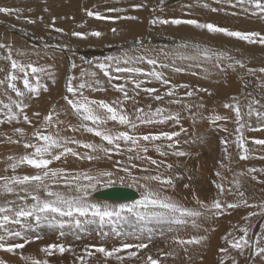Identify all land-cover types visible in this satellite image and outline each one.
I'll list each match as a JSON object with an SVG mask.
<instances>
[{"label": "bare ground", "instance_id": "obj_1", "mask_svg": "<svg viewBox=\"0 0 264 264\" xmlns=\"http://www.w3.org/2000/svg\"><path fill=\"white\" fill-rule=\"evenodd\" d=\"M205 3L209 7H204ZM136 5H141V7H135ZM0 7L21 10L18 14L19 19H17L16 14L6 15L0 13V43L11 46L12 58L24 65L29 63L37 67L52 65L51 70L56 73L55 84L46 75L40 77L39 82L47 85V92L41 89L39 96L31 99L24 98L25 103L29 104L25 112L32 120V124L23 123V117L20 118L19 123L13 121L11 124H0V177L35 174L36 170L28 165H20L15 171L9 167L12 161H9L8 157L15 156L18 158L33 150H26L23 147V142H9L8 137H12L13 140L19 139L18 135L14 134L16 127H23L31 136L34 126L39 127L40 121L53 108V126L41 128L42 132L48 134L59 131L61 136L74 137L84 142L104 143L107 146L106 142H102L99 137H95L93 134L84 131L72 132L67 129L69 123L76 124V118L71 114L62 98L66 94L65 84L69 74L77 77L74 84H78L81 79L87 81L98 79L101 82L96 86L98 90H84V94L91 99L111 103L113 100L122 98V94L113 87L116 84H125L129 96H134L132 80H143V87L157 88L162 95L166 89L151 77L131 73H116L113 70L112 75L119 76L120 79L109 81L102 72L93 66L98 59L103 60L107 56L123 57L127 53V55L133 57L144 55L155 58L158 61L155 70L162 72L164 77L173 84H188L190 89L204 88L212 93V95H208L205 92H197L194 96L187 97L184 93L189 89H179L175 99L181 100V103L171 104L168 103V100L172 98L165 97L162 101H155L143 91H140V95L136 97L139 104L134 105L132 100L125 102L124 107L130 114L134 112L135 107L145 108L147 111V105L151 104L153 109L156 107L166 109L165 115L178 113L180 116L179 123L169 120L163 124L141 125L137 130L138 134L161 131L179 132L181 127L187 129L186 133H181L179 137L174 138V140L179 141L174 149L167 148L168 142L166 141L155 142L161 144L163 151L169 153L166 156H160L153 147H149L146 155L164 162L159 168L137 160L135 162L142 167H147L148 172L137 170H134V172L137 175L160 173L165 178L173 177L176 184L175 190L168 189L167 194L188 207L196 206L192 196L193 190L196 196L205 202H210L216 198L219 192L216 183L223 184L225 189H233L231 195L225 192L224 195L220 196L222 201L232 202L239 199L236 195L234 183L237 179L241 184L240 190L244 191L245 198L250 205H258L264 201V183L261 182L264 181V172L259 171L264 169V146L254 143L255 140H264V120L258 121L255 114L250 118L246 115V105L253 97L264 104V87H260L261 84H264V73L258 71L254 75L248 73L249 68L259 69L264 67V46L259 44L249 45L246 42L219 35L212 36L187 25L177 27L157 24L153 26L149 23L153 18L196 19L200 22H211L231 30L255 31L264 34V16L245 14L240 8H232L228 5L223 6V11L213 12L211 8H221V5L214 3L213 0H0ZM45 8H47V11H45ZM110 8H121L123 11L109 12L108 9ZM30 9L31 11H29ZM86 10L98 11L103 16L111 19L97 20L95 17L87 16ZM232 13H236V15ZM131 16L137 17V19L119 18ZM40 17L43 18L42 21L39 19ZM53 17L56 18L55 28H62L63 33L56 32L53 27H46V25H51ZM29 19L35 20L36 23H27ZM112 28H116L118 34L114 35L111 32ZM73 31L85 34L100 31L104 35L100 38L89 35L86 39H80L71 35ZM137 41H143V47H140ZM181 41H188L192 44L199 43L214 50L226 51L235 59L241 60L246 67L240 68L239 65H236L235 70H233L228 67V64L232 61H224L222 62L223 71L210 62H202L199 68H189L188 65L192 63L191 61L175 59L174 56L176 46ZM8 52L7 47L0 48V69H3V71H0V80L5 81L4 84H0V100L4 103H9V96L14 100L19 99L11 89L7 88L6 76L12 70L10 61L3 57H6ZM21 53L23 54L21 55ZM174 59L175 65L185 68L186 71L174 72L172 68ZM72 62H75L77 67L71 69L70 72ZM161 63L168 64L169 67H160ZM120 66L141 68L145 73L153 70V66L147 64L146 61L129 65L121 63ZM81 69L86 72L95 71L97 76L93 78L86 75L81 78ZM205 69H207V72H205ZM27 71L29 72L30 83H37L31 75V70L27 69ZM193 72L196 75H193ZM19 76L22 77L23 73H19ZM14 83L22 91L24 90L22 79H18ZM248 93H251V96L247 95ZM232 97L238 98L242 122L246 124L243 129V136L245 146L249 149V152L247 153L248 158L245 160L239 159L241 150L237 148L235 142L238 135L235 112L223 107L225 103H233ZM200 104H203L204 107H198ZM254 107L260 109V105ZM5 111L3 106L0 105V120L6 119L4 116ZM35 112H39L40 117H35L33 115ZM56 113H59L58 119L65 123L56 125ZM214 114L228 117V119L212 124L209 122L208 117ZM107 126L115 130H125L115 122H109ZM224 129H227V131ZM250 129L256 130L254 134H251ZM222 139L227 143L221 144ZM69 146L76 148L81 153L87 151L76 145ZM225 148H227V154L224 152ZM174 150L191 153V156L176 157L171 154ZM129 155H132V153H128L123 147L120 154H112V160L99 162L77 160L69 155L66 159L54 161L50 167L64 168L70 172L89 169L95 171L98 167L111 168L112 163L116 160L128 163L127 157ZM166 164H172L173 167L167 169ZM221 164L224 167H221ZM251 168L257 169V171L251 175H239L240 173H247L248 169ZM217 172L220 173L219 176L216 175ZM252 176H256L257 179L253 180ZM81 182L87 183L83 180ZM0 184H3L2 180H0ZM185 184H188L189 188H184ZM51 187L53 190H65L62 183L60 185L51 184ZM115 187L123 186L117 184ZM152 187L155 188L158 185L153 182ZM105 189L108 188L98 186V190L92 193L90 198L99 202L128 203L98 198L96 194L105 191ZM129 189L138 195L137 199L140 198V190L137 188ZM20 195H24V193L21 192ZM15 199L16 197L13 195H0V204ZM17 203H20V201L17 200ZM253 211L258 213L260 210L256 207L230 209L215 221L209 222L216 230L210 233L207 247L188 246L187 253L181 246L173 243V236L178 235L188 239L193 235H203V231L197 232L191 226L177 229L175 225L170 226L165 222L153 221L145 225H120L118 226L119 235L112 233L107 226L100 229L97 225H87L86 231L65 229L64 235L61 236L59 230L41 224L29 230H22V237H28L30 242L26 243L23 249H17V255L0 250V258L8 261V264H24L20 257L22 253L25 256L32 255L41 260L46 258L49 264H80L76 257L85 254L84 249L86 246H104L111 249L121 247L124 243L143 242L148 244V247L143 250L133 248L120 253L125 257V264H142L141 259L133 258L129 260L127 257L128 251H137L138 256L143 259L151 255L154 259L162 260L163 264H219L222 255L219 249L228 247L221 238L230 231L236 236L242 235L239 228L247 223L243 217ZM251 222L252 228L249 236L255 241L260 234V224L264 223V217L259 215L252 217ZM205 226L209 225L206 224ZM16 229L20 230L19 226H16ZM103 232H107L108 235H103ZM22 237L9 238L6 242L24 243ZM52 243H62L65 246H70L72 251L63 254L55 253L50 257H45L44 253L41 252V248ZM229 251L232 256L236 257L238 264H260L258 257L249 260L247 251L244 256H240L231 249ZM168 252L173 253V255H162V253ZM200 254L204 257L203 261L199 259ZM189 256L192 257L191 261L188 259ZM98 259H102L99 254L93 258H88V264H97ZM108 264H117V261L109 259ZM225 264H232L231 259L225 260Z\"/></svg>", "mask_w": 264, "mask_h": 264}, {"label": "snow or ice", "instance_id": "obj_2", "mask_svg": "<svg viewBox=\"0 0 264 264\" xmlns=\"http://www.w3.org/2000/svg\"><path fill=\"white\" fill-rule=\"evenodd\" d=\"M214 3L221 5V8H211V11H223L224 5H228L232 8H240L245 14H251L253 16H264V0H213ZM209 7L207 3L203 5ZM135 7H141L136 5ZM31 11V9L29 10ZM47 11V8H45ZM109 12H121V8H110ZM20 9H13L8 7H0V13L6 15L16 14L19 19ZM236 15V13H232ZM86 15L89 17H95L97 20L111 19L110 17L103 16L100 12H93L86 10ZM121 19L135 20L137 17H119ZM41 21L42 17L39 18ZM56 18H52L51 25L46 27H53L56 32L63 33L62 28H55ZM27 23H36L35 20H27ZM153 26L159 25H172L180 26L187 25L194 29L206 32L212 36H224L228 38H234L238 41L246 42L249 45L259 44L264 46V34L260 32H243L238 30H231L227 27L218 26L211 22H200L196 19H160L153 18L149 21ZM111 32L115 35L117 33L116 28H112ZM72 36L86 39L87 36H93L100 38L104 33L100 31H92L90 33H81L73 31ZM140 47H143V41H137ZM8 48L9 52L4 59L10 61L11 70L7 76V88L11 89L19 99H12L8 97L9 103H4L0 100V105L3 106L5 120H0V124L9 123L13 121L20 122V118L23 117V123L32 124V120L28 117L25 109L29 107V104L25 103L24 98L29 99L39 96L40 90L44 92L48 91L46 84L39 82L40 77L46 75L53 84L56 83V73L51 70L52 65L47 66H34L32 63L24 65L17 60L12 58L11 46L0 43V48ZM47 47V45H46ZM67 47V46H64ZM23 53H21L22 55ZM167 55V54H165ZM175 59L182 61H191L188 65L189 68H199L202 62H210L215 67L222 68V62L232 61L228 64L229 68L235 70V66L239 65L240 68H245L246 65L235 57L229 55L226 51L214 50L207 46H202L199 43L192 44L188 41H181L177 44L174 52ZM83 59V58H82ZM175 59L172 63L173 71L181 73L186 71L185 68L175 65ZM153 66V70L145 73L143 69L137 67H121L120 64L124 65L133 64L135 62H145ZM92 63L91 61H86ZM158 61L155 58L139 55L129 56L127 53L123 57L107 56L103 60H97L94 63V67L98 69L103 75L108 78L109 81L113 79L119 80V76H113V70L116 73H131L139 74L143 76L151 77L157 81L166 90L161 95L159 89L151 87H143V80H132L134 84L133 91L134 96H129L128 90L125 84L113 85L116 91L122 94V98L113 100L111 103L104 100L91 99L89 96L84 94L85 89L98 90V86L101 82L98 79L87 81L81 79L78 84H74L77 79L76 76L69 74L66 78V94L62 97L66 102L71 114L76 118V124L69 123L67 129L72 132L84 131L93 134L95 137H99L104 143H92L78 140L74 137L61 136L60 132L45 134L41 131V128H47L53 126V110L45 115L40 121V126L35 127L31 136L26 132L23 127H16L14 134L18 135L19 139L13 140L12 137H8L11 143L23 142V147L32 149L31 152H26L20 157L10 156L9 167L15 171L20 165H28L32 169L36 170L35 174L32 175H13L11 177L3 176L0 180L3 184H0V195H13L16 197L15 200L5 201L0 204V250L7 253L17 255V249H23L25 244L30 242L29 238L22 237V230H29L35 226L46 224L49 227L59 230L60 235H64V230L78 229L86 231L87 225H97L100 229L109 227L112 233L119 235L118 226L124 224H138L145 225L149 222H165L167 224L177 226L179 228H187L191 226L197 232L203 231V235H193L188 239H184L180 236H173V243L181 246L187 253L188 246H199L201 248L207 247V241L209 235L216 229L210 225L209 222L215 221L221 215L228 212L230 209H237L240 207H256L259 208V212H249L243 219L247 222L244 226L239 228V232L242 235L236 236L232 231L228 232L221 239L225 241L228 247H222L219 252L220 256L219 264H225V260L231 259L232 264H238L235 256H232L229 249L237 252L240 256H244L245 252H248V259L251 260L254 257H258L260 264H264V223L260 224V234L255 239L249 236L250 229L252 228L251 218L255 216L264 217V201L258 205H250L248 200L245 198L244 191L240 190L241 184L237 179L234 181L236 186V195L239 199L232 202L222 201L220 196L224 195L225 192L231 195L233 189H225L223 184L216 183V188L219 190L216 198L210 202L200 200L195 191L193 190L192 196L195 207H188L180 201L176 200L173 196L167 194L168 189L175 190L176 184L173 177H163L162 174L157 173L155 175H137L134 170L148 172L147 167L138 165L135 161H144L148 164L159 168L163 161H157L146 153L149 151V147H153L154 150L160 156H166L169 153L163 151L161 144H156L157 141H166L167 148L174 149L175 145L179 143L174 138L179 137L181 133H186L187 129L181 127L179 132L172 131H161L158 133H146L138 134L137 130L141 125H154L163 124L171 120L179 123L180 116L178 113H168L165 115L166 109L162 107L152 108V105H147V111L145 108L135 107L133 113H128L124 107L125 102L132 100L133 104H139L136 99L140 95V91H143L148 97L155 101H162L165 97L172 99L168 100V103L179 104L181 100L175 99L179 89H189L184 93L187 97L194 96L197 92H205L208 95L212 93L208 89L197 88L190 89L188 84H173L170 80L164 77L162 72L156 71L155 66ZM115 66V67H114ZM77 64L72 62L70 64L71 69H75ZM160 67H169L168 64L161 63ZM36 79L37 83H30L29 72ZM3 71V69H0ZM264 73V67L259 69H248V73L254 75L256 72ZM207 72V69H205ZM16 73V74H13ZM19 73H23L20 77ZM196 75L195 72L192 73ZM91 76L95 78L97 72H86L81 69V78L85 76ZM207 78V77H205ZM22 79L24 90L22 91L17 87L14 81ZM151 82V81H149ZM5 81L0 80V84H4ZM260 87H264L261 84ZM139 90V91H137ZM247 95L251 96V93ZM233 103H225L223 107L230 109L235 112V123L238 125L236 132V145L241 150L239 159L245 160L248 158L247 153L249 149L245 146V139L243 136V129L246 124L242 122V113L239 106L237 97H232ZM260 105V109L254 107ZM187 107V106H186ZM198 107H204L203 104ZM247 117H252L255 114L257 120H264V104L261 101L253 97L249 100L246 105ZM67 114V113H66ZM35 117H40L39 112L33 113ZM57 120L56 125L65 123L58 119L59 113H56ZM209 122L215 124L220 120H227L228 117L220 116L218 114L210 115L208 117ZM109 122H115L122 126L125 130H115L109 128L107 125ZM250 127V126H249ZM227 131V129H224ZM35 141V142H33ZM227 141L221 140V144H226ZM255 144L264 146V140H255ZM69 145H76L79 148L86 149L83 153L76 150V148L70 147ZM122 147L128 153H132L127 157L128 163H124L121 160H116L112 163L111 168H96L95 171L92 169L86 171L70 172L64 168L50 167L54 161H61L66 159L69 155L75 157L77 160H86L88 162H99L103 160H112V154H120ZM227 154V148L224 149ZM172 155L176 157L191 156V153L184 151H172ZM198 155V154H197ZM167 169L173 167L172 164L165 165ZM221 167H224L221 164ZM257 169H248L247 173H240V176L245 174L251 175L256 172ZM264 172V169L259 170ZM220 175L219 172L216 173ZM252 179H257L256 176H252ZM87 181L82 183L81 181ZM155 182L158 187H152V183ZM264 183V181H261ZM63 184L65 190H53L51 184L60 185ZM117 184L127 188H137L140 190V198L133 200L128 203H108L99 202L91 199V194L96 192L99 187L111 188ZM184 188H189L188 184L184 185ZM24 195H20V193ZM17 200L20 203H17ZM30 201V202H29ZM203 222V223H202ZM208 224L209 226H205ZM19 226L20 230L16 229ZM235 227V226H234ZM103 235L107 236V232H103ZM22 237L24 243H7L9 238ZM39 239V237H37ZM148 247L147 243H124L121 247H113L108 249L104 246H86L84 249V255H78L76 259L80 261V264H88V258H93L97 254L102 259L97 260V264H108L109 259H115L117 264H125V257L120 255L124 250L137 249L143 250ZM72 251L70 246H65L62 243H52L41 248V252L44 253L45 257H50L55 253L63 254L65 252ZM75 255V253H73ZM164 256H172L173 253H162ZM24 264H49L48 259H37L32 255L25 256L20 254ZM127 257L129 260L133 258L141 259L142 264H163L162 260L154 259L151 255H148L146 259L138 256L137 251H128ZM188 259L191 261L192 257ZM199 259L203 261L204 257L202 254L199 255ZM0 264H8V261L0 258Z\"/></svg>", "mask_w": 264, "mask_h": 264}, {"label": "water", "instance_id": "obj_3", "mask_svg": "<svg viewBox=\"0 0 264 264\" xmlns=\"http://www.w3.org/2000/svg\"><path fill=\"white\" fill-rule=\"evenodd\" d=\"M178 1V0H174ZM98 198L118 202H129L138 198V195L131 189L125 187H111L96 194Z\"/></svg>", "mask_w": 264, "mask_h": 264}, {"label": "rangeland", "instance_id": "obj_4", "mask_svg": "<svg viewBox=\"0 0 264 264\" xmlns=\"http://www.w3.org/2000/svg\"><path fill=\"white\" fill-rule=\"evenodd\" d=\"M256 130L254 129H250V132H251V134H254V132H255Z\"/></svg>", "mask_w": 264, "mask_h": 264}]
</instances>
